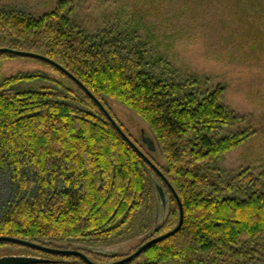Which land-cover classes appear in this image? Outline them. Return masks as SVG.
I'll use <instances>...</instances> for the list:
<instances>
[{
    "label": "trees",
    "instance_id": "obj_1",
    "mask_svg": "<svg viewBox=\"0 0 264 264\" xmlns=\"http://www.w3.org/2000/svg\"><path fill=\"white\" fill-rule=\"evenodd\" d=\"M123 1L105 12L95 30L75 22L74 0H60L37 16L1 7L0 48L55 61L103 105L106 97L113 98L150 127L165 163L158 168L176 191L184 219L176 234L128 264L170 259L182 264H264V166L257 175L246 170L233 176L213 166L248 135H222V128L236 120L221 103L222 90H202L197 80L173 71L159 49L162 38H182L194 33L195 26L210 25V18L219 16L218 8L236 3L255 9L258 1ZM59 73L79 95L69 98L71 92L45 86L27 91L14 87L37 75L0 80V175L8 172L11 192L0 205V236L79 250L62 245L102 242L127 229L148 202L153 172L94 102ZM164 188L169 213L159 232L148 239L178 222L177 204ZM0 245L48 260L34 264H86L76 256ZM80 251L90 260L88 254L115 257Z\"/></svg>",
    "mask_w": 264,
    "mask_h": 264
},
{
    "label": "rangeland",
    "instance_id": "obj_2",
    "mask_svg": "<svg viewBox=\"0 0 264 264\" xmlns=\"http://www.w3.org/2000/svg\"><path fill=\"white\" fill-rule=\"evenodd\" d=\"M60 0H0V8L15 7L37 16L53 9ZM123 0H74L73 18L88 30L101 26L105 12H111ZM224 1V0H222ZM255 9L231 3L218 8L219 16L210 18V25L195 26V32L182 38L163 39L159 49L167 55L173 71L195 79L202 90L221 89V103L236 117L221 134L246 132L248 135L236 148L228 151L215 166L224 176H233L243 171L257 175L264 166V0H257ZM226 2V0L224 1ZM251 2V1H250ZM228 3V2H227ZM250 4V3H249ZM252 5V4H250ZM250 9H253L250 11ZM256 10V12H255ZM253 13V14H252ZM162 34V33H160ZM171 35V32L168 33ZM161 40V39H160ZM39 76L33 81H22L14 87L27 91L45 86L56 91L79 95L76 87L55 69L43 62L19 57H0V80L14 76ZM44 77L41 78V77ZM61 84L60 85H58ZM105 108L119 124L123 132L159 166L164 159L158 149L151 154L138 143L146 134L154 139L150 127L140 116L121 102L106 97ZM138 141V142H137ZM150 178V171L147 170ZM8 172L0 175V205H5L11 195ZM150 195L145 206L134 214L127 229L102 242L85 241L64 244V247L79 250H101L112 253L114 258L94 254L89 257L99 263H109L126 257L136 250L150 235L155 223V188L151 184ZM168 196V195H167ZM170 203L167 209L169 213ZM167 213V215H168ZM159 213V220L161 219ZM32 255L26 249L12 245H0V256ZM134 262L133 264H140ZM159 264H182L170 259Z\"/></svg>",
    "mask_w": 264,
    "mask_h": 264
},
{
    "label": "water",
    "instance_id": "obj_3",
    "mask_svg": "<svg viewBox=\"0 0 264 264\" xmlns=\"http://www.w3.org/2000/svg\"><path fill=\"white\" fill-rule=\"evenodd\" d=\"M1 53H7L19 58H29L34 59L40 62H43L54 69L58 70L59 72L63 73L65 76H67L72 82H74L98 107L100 112L104 115V117L107 119L108 122L113 126V128L118 132V134L123 138V140L130 146V148L133 149V151L143 160V162L152 170V180L155 188V223L151 232V235H154L159 232L161 226L163 225L166 217H167V209L169 206V198L165 192V188L170 192L171 196L174 198L178 211V222L176 226L171 229L170 231L153 236L150 239L146 240L144 243L139 245L134 252L127 255L124 258H121L119 260L109 262V263H96L92 260H90L83 252L77 249H61V248H51L47 247L42 244L30 242L27 240H22L14 237H8V236H0V242L15 244L18 246H22L31 250L43 252L50 255H61V256H76L79 257L83 262L86 264H128L135 258H137L140 254H142L147 248L150 246L159 243L174 234L178 232L180 229L183 219H184V212L182 203L174 190V188L171 186V184L168 182V180L164 177L158 166L123 132L119 124L115 121V119L110 115L108 110L105 108V106L78 80L76 79L71 73H69L65 68H63L61 65L56 63L55 61L37 54L33 52H25V51H19V50H13L9 48H0V54ZM144 143L148 146L149 152H154L156 150V147H158L157 144H155V140L149 138L146 134H143ZM159 149V147H158ZM160 151V149H159ZM161 212V219L159 220V213ZM98 252H101L103 254L113 255L110 253V251L105 252L101 250H96ZM48 260L46 258H42L39 256H33V255H9V256H0V264H34V263H44Z\"/></svg>",
    "mask_w": 264,
    "mask_h": 264
},
{
    "label": "flooded vegetation",
    "instance_id": "obj_4",
    "mask_svg": "<svg viewBox=\"0 0 264 264\" xmlns=\"http://www.w3.org/2000/svg\"><path fill=\"white\" fill-rule=\"evenodd\" d=\"M138 143L143 147V149L145 150V152L149 154L148 146H147L146 143H144V139H143V136L142 135L140 137V142H138Z\"/></svg>",
    "mask_w": 264,
    "mask_h": 264
}]
</instances>
